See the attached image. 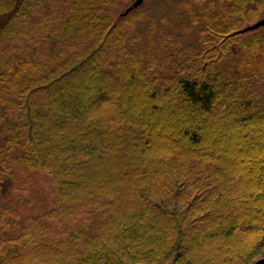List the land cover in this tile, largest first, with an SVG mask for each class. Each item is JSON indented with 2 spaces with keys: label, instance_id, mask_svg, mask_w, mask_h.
<instances>
[{
  "label": "trees",
  "instance_id": "obj_1",
  "mask_svg": "<svg viewBox=\"0 0 264 264\" xmlns=\"http://www.w3.org/2000/svg\"><path fill=\"white\" fill-rule=\"evenodd\" d=\"M120 1L0 0L7 69L15 53L54 48L39 65L27 59L34 72L6 90L0 189L21 165L44 173L55 196L0 236V264L264 258V38L261 76L237 69L233 52L264 0L192 19L195 43L162 31L145 1L119 12Z\"/></svg>",
  "mask_w": 264,
  "mask_h": 264
},
{
  "label": "rangeland",
  "instance_id": "obj_2",
  "mask_svg": "<svg viewBox=\"0 0 264 264\" xmlns=\"http://www.w3.org/2000/svg\"><path fill=\"white\" fill-rule=\"evenodd\" d=\"M131 0H122L119 3L117 10L122 11ZM144 5L147 6L153 19H155L157 25L161 27L162 31H174L183 36L185 42L195 43L198 38L199 24L192 21V19H205V15L214 16L217 13H222L221 5H224V11H230V4L233 0H201L190 1L188 5L180 3L181 0H144ZM264 15V9L261 11V15ZM260 15V16H261ZM148 22H142L138 25V29L145 31L148 27ZM258 36L261 40L264 38V27L247 31L238 38L239 41L234 45V59L236 62L242 60L240 67L244 73L255 72L258 70V76L262 73L259 72V65L262 64L260 61V52L262 51V40L261 44H257V47H250L252 36ZM48 35V39H49ZM245 41V43H244ZM258 48V49H257ZM31 49V50H30ZM30 51H22L15 53L11 57L10 68L16 73L13 76V71L7 69L2 61H0V73L9 72L10 79H3L0 75V112L3 116L7 105L4 103L7 100L3 98L11 97L6 91L9 90L10 84L19 83L22 80V75L25 78L29 77L30 67L24 72L25 64L27 59L33 62V65H39V62L45 61L49 54H54V48L48 42H44L42 45H33L30 47ZM49 61V59H47ZM236 67V65H235ZM21 70V71H20ZM18 81V82H17ZM0 116V117H2ZM9 121L10 117H6ZM7 137V133L4 129L0 131V159L2 158L4 148V141ZM8 157L11 158L15 152H8ZM6 161L7 159L4 158ZM1 169V166H0ZM8 169V168H7ZM13 170V171H12ZM25 169L20 165H14L11 172H3L1 182L2 188L0 189V236L12 235L20 231L22 221L30 215L38 214L46 209L54 206L55 196L52 193L53 190L50 188V182L47 176L38 171H24ZM18 188V189H17ZM12 211L13 213H8Z\"/></svg>",
  "mask_w": 264,
  "mask_h": 264
},
{
  "label": "water",
  "instance_id": "obj_3",
  "mask_svg": "<svg viewBox=\"0 0 264 264\" xmlns=\"http://www.w3.org/2000/svg\"><path fill=\"white\" fill-rule=\"evenodd\" d=\"M143 2H144V0H134L132 5L126 10V12H128L129 10H131L134 7L139 6ZM261 27H264V15L260 19H258L256 22H254L253 24L247 25L246 27L242 28L238 32L244 33V32L255 30V29H258ZM252 264H264V258H261Z\"/></svg>",
  "mask_w": 264,
  "mask_h": 264
}]
</instances>
